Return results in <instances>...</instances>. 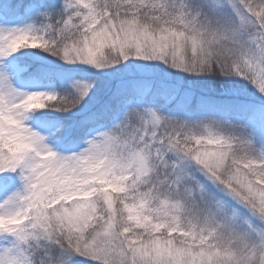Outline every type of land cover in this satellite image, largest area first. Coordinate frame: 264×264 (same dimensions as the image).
Segmentation results:
<instances>
[{
  "label": "snow or ice",
  "instance_id": "1",
  "mask_svg": "<svg viewBox=\"0 0 264 264\" xmlns=\"http://www.w3.org/2000/svg\"><path fill=\"white\" fill-rule=\"evenodd\" d=\"M0 264H264V0H0Z\"/></svg>",
  "mask_w": 264,
  "mask_h": 264
}]
</instances>
